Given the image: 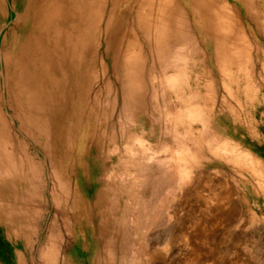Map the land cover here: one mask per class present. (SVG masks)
I'll use <instances>...</instances> for the list:
<instances>
[{"label":"bare ground","instance_id":"6f19581e","mask_svg":"<svg viewBox=\"0 0 264 264\" xmlns=\"http://www.w3.org/2000/svg\"><path fill=\"white\" fill-rule=\"evenodd\" d=\"M258 1L0 0V240L11 264H33L35 236L50 210L39 254L43 264H127L135 244L128 264L148 260L142 235L128 234L143 214L140 203L157 198L164 183L157 176L146 180L144 164L134 161L138 153L120 162L123 171L138 173L137 182L116 181L104 170L110 160L114 167L104 150L111 154L130 133L151 137L152 112L173 104L166 99L175 82L164 78L181 70L174 57L190 48L191 74L195 64L205 65L206 54L224 60L225 43L241 38L237 13L243 11L252 26H264ZM164 86L170 91L158 94ZM246 110H227L225 174L228 184L237 176L251 182L264 202V161L232 136ZM207 151L194 152L203 157ZM228 184L223 198L231 204L235 190ZM131 201L137 204L133 210ZM72 207L93 235L87 253L75 238L65 245Z\"/></svg>","mask_w":264,"mask_h":264},{"label":"rangeland","instance_id":"374dc122","mask_svg":"<svg viewBox=\"0 0 264 264\" xmlns=\"http://www.w3.org/2000/svg\"><path fill=\"white\" fill-rule=\"evenodd\" d=\"M256 4V8L264 12V0ZM237 16L242 25L239 26L241 38L240 41L231 38L225 43L227 56L224 60L216 61L206 54L205 65L195 64L197 74H191L193 69L187 68L191 64L187 53L190 48H183V56L174 57V63L181 70L176 74L169 71L164 78L167 83L175 82L171 98L166 99L173 104L166 108L163 104L161 112H152L155 119V123H150L152 136L147 138L140 134L134 138L130 133L122 138L123 141L114 143L111 154L104 150V156L114 160V167L110 160L104 170L116 181L137 182L138 173L130 167L128 172L123 171L120 162L126 163L131 153H138L133 155L134 161L138 166L144 164L146 180L157 176L164 183L158 188L157 198L140 203L143 214L132 229L134 233L128 234L131 239L142 235L139 238L149 255L142 264H264V202L251 182L237 176L228 184L225 174L224 147L230 133L228 126H231L226 120L229 106L241 112L253 107L247 112L245 121L239 118L231 127L232 136L236 143L264 161V31L248 23L243 11ZM193 73L198 76L197 81ZM150 83L152 85V80ZM167 88L164 86L157 93L162 95L170 91ZM245 91H250V97H245ZM160 98L157 96L158 105ZM249 99L251 101H247ZM246 104L250 106L247 108ZM243 123L251 133L246 132ZM119 124L120 120H116L117 127ZM188 130L193 132L192 136ZM188 147L194 150L190 152ZM202 148L208 150L206 155L196 156L195 149ZM188 160L193 163L191 169L185 168ZM227 184L228 187L233 185L235 190L231 204L223 198ZM154 187L148 185L150 191ZM134 189L137 191L136 186ZM117 199L120 202V197ZM128 205L133 210L137 204L131 201ZM69 211L72 230L65 236V245L69 247L75 238L87 253L93 235L89 226L83 228L85 220H76L74 208ZM51 214L50 210L35 236L33 264H43L39 254L48 238L46 227ZM104 219L102 216L100 222ZM135 248L136 244L132 247L134 252ZM134 252L128 253L134 257ZM129 255L126 256L127 264L133 259ZM1 257L3 264H11L10 253L3 250L0 240Z\"/></svg>","mask_w":264,"mask_h":264},{"label":"crops","instance_id":"0c3cea01","mask_svg":"<svg viewBox=\"0 0 264 264\" xmlns=\"http://www.w3.org/2000/svg\"><path fill=\"white\" fill-rule=\"evenodd\" d=\"M257 27H258V26H257ZM258 29H259V31H261V32L264 31V27H263V26H260ZM258 29H257V30H258Z\"/></svg>","mask_w":264,"mask_h":264}]
</instances>
